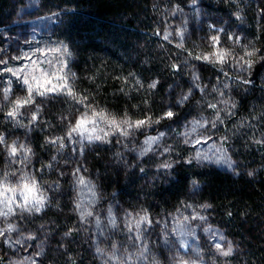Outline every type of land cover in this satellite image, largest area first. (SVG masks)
Here are the masks:
<instances>
[{
  "label": "trees",
  "instance_id": "16d2710c",
  "mask_svg": "<svg viewBox=\"0 0 264 264\" xmlns=\"http://www.w3.org/2000/svg\"><path fill=\"white\" fill-rule=\"evenodd\" d=\"M42 17L52 18L47 33L32 30ZM51 44L66 76L30 92L9 70ZM82 119L105 134L75 140ZM160 134L167 151L138 159ZM0 138V182L28 180L46 195L40 211L13 216L16 241L38 246L34 260L1 240L0 264H102L75 170L108 211L111 252L131 249L133 264L142 240L145 264L183 253L200 264H264V0H0ZM204 142L227 163L202 161ZM126 213L146 217L142 227L127 226ZM186 221L196 230L188 249H172L166 228Z\"/></svg>",
  "mask_w": 264,
  "mask_h": 264
},
{
  "label": "rangeland",
  "instance_id": "374dc122",
  "mask_svg": "<svg viewBox=\"0 0 264 264\" xmlns=\"http://www.w3.org/2000/svg\"><path fill=\"white\" fill-rule=\"evenodd\" d=\"M51 17H42L32 21L35 30L40 33H47L49 28V24L51 22ZM37 29V30H36ZM54 44L44 45L38 51L31 52L27 58H25L24 62L17 67L11 68L9 71L12 73V77L20 78L25 83V80L28 81L26 84L31 89H55L61 85V80L66 76L65 73V63H64V55L61 50ZM34 56V58H32ZM10 73V74H11ZM86 122L83 128L75 131L73 133L75 140L83 141L84 143H92L98 141L96 137H101L105 134V130L103 128H99L97 124H95L90 119H84ZM198 126H191L188 128V135L195 138L198 137ZM166 134H160L152 137H148L147 141H151V143L145 142V148L140 151L137 155L138 159H144L146 156L150 154H154V152L159 153L162 152L161 155L157 154L158 157H161L167 149L162 150V141L165 140ZM91 137V139H89ZM20 146V145H19ZM18 146V147H19ZM198 153L200 159L202 161H207L208 163H213L216 165H224L227 163L224 155L221 150H219L218 146L213 144H208L206 142L198 145ZM23 150V147L20 149ZM75 178V179H74ZM21 179H24L22 177ZM73 179L79 187V212L83 216L87 215V218H94L98 222L96 223L95 228V242L97 243L96 253L101 259L102 264H133L135 261L136 255L133 253L131 249H124V252L120 251V249H115L111 252L110 247H118L112 246L109 244L110 238H108V233L105 230V236H103V231L106 226L112 228V225L108 221L109 216L106 215L108 212L105 208L101 207L102 200L96 195L93 187L91 186L88 179L84 178L79 174V170H75L73 172ZM81 181H83L81 183ZM25 185L31 187L33 184L28 180L25 183L22 182H0V241L2 240L1 246H5L8 251H18L21 256H23L26 261H33L35 257L36 247L32 242L28 239H17V235L15 232L16 226L13 223V216L16 210L25 208H35L38 205H35L36 200L44 201L46 199V195L42 193L41 189H38L36 186L33 191L28 192L25 188ZM27 195L30 203L25 204L24 196ZM44 198V199H43ZM25 205L24 208L19 207V205ZM11 209V211H9ZM88 213H91L88 215ZM117 215H120V211L118 210ZM123 216V215H122ZM121 216V217H122ZM142 216V215H140ZM123 217L124 221L126 220L127 226L130 225H138L139 227L145 222H143V217H139L137 215H129V213L125 214ZM143 222V223H142ZM138 226L136 227V239H140L141 229ZM130 228V227H129ZM133 228V227H132ZM131 228V229H132ZM151 229V227H150ZM166 231L169 233L168 241L170 240V247L172 249L176 247L188 249L189 239L191 234H193L196 230L190 222L182 223V222H174L172 226L166 228ZM101 232V233H100ZM134 233V232H133ZM179 236V241L174 239V237ZM99 239V240H98ZM135 239V240H136ZM98 240V241H97ZM177 242V243H176ZM182 242V243H181ZM0 246V247H1ZM140 249L142 252H139L140 260L138 259L136 263L145 264L147 263V252H148V244L143 240L140 241ZM139 249V250H140ZM108 252H111L107 254ZM185 253L179 256L180 260L175 261L172 259L170 264H200L199 261L195 259H191L190 257H185ZM138 257V256H137ZM103 259V260H102ZM11 264H21L18 260L11 257ZM16 261V262H15ZM22 261V260H21Z\"/></svg>",
  "mask_w": 264,
  "mask_h": 264
},
{
  "label": "snow or ice",
  "instance_id": "6c2138e0",
  "mask_svg": "<svg viewBox=\"0 0 264 264\" xmlns=\"http://www.w3.org/2000/svg\"><path fill=\"white\" fill-rule=\"evenodd\" d=\"M251 54H252V53H248V55H251ZM223 55H224V54L221 53L220 56H219V58H220L221 60L223 59ZM205 59H207V58H205ZM25 83L27 84L28 81L25 80ZM65 86H66V85H65ZM150 86H151V87H155V83H153V84L150 85ZM51 90H52V89H48V91H51ZM29 91L31 92V88L29 89ZM40 94L43 95L44 93H40ZM69 94H72L70 90H69ZM27 103H31V95H29V97H28L27 99H25V100H18V101H16V109L22 107L24 104H27ZM16 109H14L12 112H9L8 115H9V116H12L13 118H15V115H16ZM101 115H102V114H101ZM167 115H168V116H171L172 113L169 112ZM33 119H35V116L33 117ZM85 122H86V121H85L84 119L80 120V121L77 123L76 127L72 129V131L75 132V131H77V130L83 128ZM112 123L115 124L116 122H115V121H112ZM125 123H127V121H125ZM143 123H144V121H138V122H136L135 126H136V127H139V126H140L141 124H143ZM129 127H132V125H129ZM124 134L126 135L127 133L125 132ZM96 138L99 139V137H96ZM0 139H2V138H0ZM89 139H91V137H89ZM146 143H151V141H146ZM10 151H11V153H12L13 155H15L16 152H17V149H16L15 146H12L11 149H10ZM82 182H83V181H81V183H82ZM25 188L27 189L28 192H31V191L34 190L35 185L33 184L31 187H29L28 185H25ZM24 201H25V204L30 203L29 198H28L27 195L24 196ZM35 205H38V206L35 207V211H40V208L43 207V201H42V200H36V201H35ZM19 207L24 208L25 205L22 204V205H19ZM25 210H26V211H31L32 209H31V208H25ZM9 211H11V209H9ZM90 214H91V213H88V215H90ZM142 219H146V217H145V218H142ZM216 247L219 248L220 245L217 244ZM230 252H231V248L229 247L228 251L224 252L223 254H224L225 256H227V255L230 254Z\"/></svg>",
  "mask_w": 264,
  "mask_h": 264
}]
</instances>
